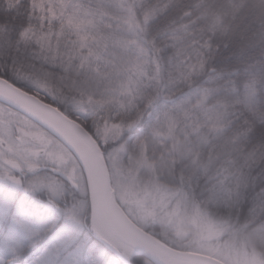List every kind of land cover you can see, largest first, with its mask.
Here are the masks:
<instances>
[{
  "label": "snow or ice",
  "instance_id": "obj_1",
  "mask_svg": "<svg viewBox=\"0 0 264 264\" xmlns=\"http://www.w3.org/2000/svg\"><path fill=\"white\" fill-rule=\"evenodd\" d=\"M197 12L168 0H0V264H206L195 250L161 252L97 226L74 186L79 169L87 187L76 149L23 102L42 93L98 149L103 138L100 154L112 156L126 191L138 188L133 172L147 173L139 190L159 209L150 215L198 226L189 248L223 257L217 264H264V61L207 7L210 30L190 35L181 21ZM225 140L228 167L213 175ZM202 172L208 185L196 199L186 182ZM222 236L223 247L201 243Z\"/></svg>",
  "mask_w": 264,
  "mask_h": 264
},
{
  "label": "trees",
  "instance_id": "obj_2",
  "mask_svg": "<svg viewBox=\"0 0 264 264\" xmlns=\"http://www.w3.org/2000/svg\"><path fill=\"white\" fill-rule=\"evenodd\" d=\"M110 2L119 3V0H110ZM168 2H172L178 5H192L193 10H195L197 7H200V12H197L196 15L192 16L191 18H185L183 21H181L182 23L186 22L188 24L190 35L195 34L198 36L202 31L207 32L210 30V26L213 23L214 17L211 15H202L201 12L203 11L204 7H207L211 11L218 13L220 15L222 23L227 26V36L235 42L254 45L257 58L264 61V57H259L260 50L264 49V36L261 35V33L264 32V0H168ZM175 11L177 15L180 14L179 9ZM6 26V21L4 20L3 16L0 15V28H4ZM216 35H219V33H217ZM261 66L264 67V65ZM39 97L42 100L45 99L43 93L40 94ZM99 146L101 149L105 146V144H102V138ZM230 150V145H227V141L225 140L224 143H222L217 149V151L213 153V175H215V169L221 167H228V164L226 163L228 156L225 155V153L229 152ZM147 155H152L150 148L147 151ZM103 156L106 161L110 177L112 179V187H114L115 183L113 180L112 168V163L114 162V159L108 154H105ZM217 157H219V160H217ZM201 160L203 162H208V154L206 152L202 154ZM189 164L190 166L195 168L197 166L196 158L193 157L192 160L189 161ZM120 166L126 168L127 157H124ZM159 174L160 173H157V175ZM179 175L180 174L178 171L175 181L177 184L179 183ZM140 177L143 181L147 180V173L140 175ZM207 185L208 181L202 172L198 178L192 180L190 185H188L186 182V189L190 193L195 192L196 199H200L202 198L201 192L206 189ZM169 186L172 187L174 185L169 182ZM71 195L72 193L69 192V196ZM79 196L81 200L87 197L91 203L88 187H85V193L82 195L79 194ZM115 196L118 204L125 212L128 208H131L132 213H135L138 216L145 215L147 221H145V223L141 225V227L149 234L155 236L167 245L172 246L178 250H198L199 246L196 244H193L191 248L187 246V242L189 239L188 237L185 238V240L183 241H179L175 235L176 227H183L184 230L188 233H190V227L185 224L182 225L179 223L174 226H169L166 222L162 223L158 218H155L153 215H150V213H152L154 210L157 212L159 210L157 204L154 203L151 198L144 199L143 196H140L137 201L133 200V202H125L126 204H122L119 197L117 195ZM182 210L185 209H181V211ZM187 210L190 213L192 211L190 206L187 208ZM235 215H241L240 209L236 210ZM241 220L243 221V216H241ZM216 239L220 242L221 247H223L228 237L222 236ZM236 246H240L239 240L236 241ZM248 251L251 254L252 249L249 248ZM256 251L262 256H264V244L258 243ZM210 256L216 257L215 254H211ZM141 264H150V262L143 257Z\"/></svg>",
  "mask_w": 264,
  "mask_h": 264
},
{
  "label": "water",
  "instance_id": "obj_3",
  "mask_svg": "<svg viewBox=\"0 0 264 264\" xmlns=\"http://www.w3.org/2000/svg\"><path fill=\"white\" fill-rule=\"evenodd\" d=\"M23 102L31 104L33 111L38 114L39 118L53 121L76 149V157L81 160L87 178L94 219L102 231L109 232L126 243L141 241L161 252H167L169 248L172 252H188L167 245L128 218L117 204L106 163L100 154V148L96 147L82 129L78 130V126L70 122L66 123L59 114L53 116L52 113L55 109L50 108L46 103H42L43 101L39 98L34 101L32 98H28ZM145 258L150 261L149 257L145 256ZM197 258L205 260L206 264H217L220 261L200 253H197Z\"/></svg>",
  "mask_w": 264,
  "mask_h": 264
},
{
  "label": "rangeland",
  "instance_id": "obj_4",
  "mask_svg": "<svg viewBox=\"0 0 264 264\" xmlns=\"http://www.w3.org/2000/svg\"><path fill=\"white\" fill-rule=\"evenodd\" d=\"M19 118L21 120L24 119L23 116H20ZM102 144H104L103 138H102ZM4 147L7 148V145H4ZM74 166H75V159L70 158V169L69 170L71 171L72 167H74ZM112 166H113L112 167L113 168V180H114V183H115V186L112 189H113L115 195H117L119 197V199L121 200L122 204H126L125 202H133V200L137 201L140 198V196H143L142 192L139 190L140 188L143 187V182H144L141 179L140 175L146 173L145 171L133 172V175L138 177V179H137L138 188L133 189L131 191H126L127 181L125 180V176L117 171L116 163L113 162ZM124 169H125V173H126L127 169L126 168H124ZM75 176H76V180L74 181V186L76 187V191L80 195H82V194L85 193V185H84V182L80 179L79 169H76ZM111 181H112V179H111ZM181 213L182 214H186V215H191V213L188 210H182ZM126 215L128 216V218L130 220L134 221V223H136L137 225L139 224L140 226L143 225L145 223V221H147L145 215L138 216L135 213H132V209L131 208H128L126 210ZM185 225L190 227V229H189L190 233H189V236H188V238L190 239L191 238V234L198 230V226L194 225V224H191V223H188V224H185ZM201 243L205 244L206 246L210 245L212 247H215L217 245L221 246L220 242L216 239V237H213L211 240L203 241ZM187 245H188V242H187ZM196 252L201 253V254H205V255H209V256L211 255L208 252L201 250L200 247L198 248V250ZM216 257L219 260L223 259V257L218 256V255H216Z\"/></svg>",
  "mask_w": 264,
  "mask_h": 264
},
{
  "label": "bare ground",
  "instance_id": "obj_5",
  "mask_svg": "<svg viewBox=\"0 0 264 264\" xmlns=\"http://www.w3.org/2000/svg\"><path fill=\"white\" fill-rule=\"evenodd\" d=\"M110 175V174H109Z\"/></svg>",
  "mask_w": 264,
  "mask_h": 264
}]
</instances>
